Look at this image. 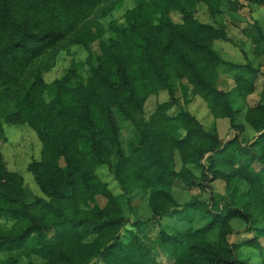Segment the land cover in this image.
<instances>
[{
	"label": "trees",
	"instance_id": "16d2710c",
	"mask_svg": "<svg viewBox=\"0 0 264 264\" xmlns=\"http://www.w3.org/2000/svg\"><path fill=\"white\" fill-rule=\"evenodd\" d=\"M221 1L149 0L159 13L156 21H127L104 38L112 0H0V132L3 124L35 132L40 158L27 171L42 194L31 195L0 153V254L25 248L45 264H250L238 254L247 245L259 250L257 264H264L258 242L264 238V73L260 101L244 115L255 136L244 145L223 143L215 128L204 130L184 107L198 96L213 117L234 128L238 110L218 89V70L226 66L235 73L238 97L255 91L259 72L224 61L214 48L228 41L224 25L194 17L196 2L215 17L213 7ZM226 3L229 11L238 10L237 2ZM142 14L141 7L129 12L138 20ZM244 33L264 66L261 30L253 25ZM94 43L98 50L92 53ZM74 46L88 51L79 67L85 74L74 68L46 85L43 74ZM160 92L168 101L145 118L147 99ZM218 164L230 173L215 169ZM191 165L210 175L206 183L223 180L231 196L215 195ZM102 166L112 171L122 198L140 183L149 192L150 218L131 223L127 243L119 239L127 223L120 197L98 177ZM176 185L208 197L178 205L171 194ZM97 196L106 200L102 207ZM235 219L253 233L241 244L230 242ZM8 264L20 263L10 258Z\"/></svg>",
	"mask_w": 264,
	"mask_h": 264
},
{
	"label": "rangeland",
	"instance_id": "374dc122",
	"mask_svg": "<svg viewBox=\"0 0 264 264\" xmlns=\"http://www.w3.org/2000/svg\"><path fill=\"white\" fill-rule=\"evenodd\" d=\"M228 1L237 2L238 10L231 12L228 10ZM110 7V13L104 19V23L110 25V28L104 34V38H112L115 36L117 29L122 28L128 23L141 22V21H156L159 18V13L156 12L151 6L149 0H112V3H108ZM141 7L143 16L141 18H131L129 12L135 8ZM194 17L202 22L213 24L218 26L224 25L226 36L228 41H218L214 43V48L218 51L220 57L226 61L235 65H250L253 69L259 72L256 80L255 91L253 94L247 96L245 99L238 97L234 93V72H231L226 66L221 67L218 70L219 80L217 87L223 92L230 94V100L233 109L238 110V114L234 120V128L228 119L215 118L210 113L206 103L198 96L192 98L190 102L185 105V109L197 119L206 131L215 128V131L219 139L224 143L228 140L235 139L236 142L244 145L251 141L255 133L248 127L245 122L244 115L248 108L255 106L260 101L261 93V76L264 73L263 57L257 55L255 47L251 40L245 35L244 30L257 25L264 36V0H223L220 5L213 7V12L217 13L215 17L209 12L208 6L203 2H196L193 6ZM173 21H179V17L176 14H171ZM113 27V28H112ZM97 43H94L90 47L92 53L97 52ZM88 51L80 46H74L68 50L61 51L55 61V65L47 72L43 74V80L46 85L52 84L54 81L64 77L70 70L79 69L80 64H83ZM85 69H79V71L85 74ZM180 94V93H179ZM182 99V96L179 95ZM44 99L49 102L51 96L47 93ZM168 101V95L166 92H160L157 95H151L144 106V117L147 118L152 111L155 110L157 104ZM182 101V100H181ZM264 102V101H263ZM116 118L120 124L122 123L119 115L116 113ZM122 139L126 140V127H122ZM41 152V143L38 140L35 132L26 125H2L0 132V153L3 156L5 166L9 172H14L22 176L25 188L33 196L42 197L37 185L35 184L32 175L27 171L28 164L33 160H39ZM176 170L182 166L178 155L175 156ZM206 164V161L203 162ZM191 173L199 180L206 183V180L210 177L202 173V170L196 166H188ZM215 169L230 173V169L218 164ZM98 177L108 185V189L111 190L114 196L120 197L118 200L122 204L124 215L127 219V223L119 233V239L127 243L133 233L131 223L136 220H147L150 218V212L147 205L148 190L140 183L137 187V191L129 196H123L119 185L115 181L112 171L107 166H102L97 171ZM208 188L215 194L226 199L230 197L231 193L223 180H216L212 183H206ZM242 189H246L242 186ZM171 194L178 205H183L187 202L197 199H206L208 197L207 192H202L200 189L195 188L192 190H185L181 186L176 185L171 189ZM236 196L237 195H233ZM106 200L102 196L96 197V203L102 207ZM3 220L0 219V223ZM163 225L169 223L166 220L162 221ZM198 224V223H197ZM231 227L236 231L234 235L230 237V242L241 244L242 241L252 237L253 233L248 232L247 225L240 220H232L230 222ZM157 228V227H156ZM155 228V229H156ZM154 229V230H155ZM151 232V237L155 235V232ZM258 242L264 247V238H259ZM238 254L241 258L247 259L250 264H257L260 260L259 250L255 247L240 245L238 247ZM14 258L20 264H27L31 262L33 264H45L36 255L29 252L28 249L16 250L11 254H0V264H8V259ZM165 262V259L162 258Z\"/></svg>",
	"mask_w": 264,
	"mask_h": 264
}]
</instances>
